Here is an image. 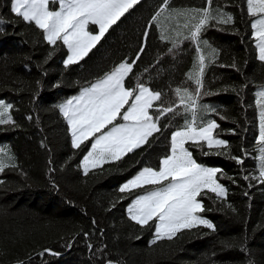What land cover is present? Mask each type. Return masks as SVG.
Wrapping results in <instances>:
<instances>
[{
    "label": "trees",
    "instance_id": "16d2710c",
    "mask_svg": "<svg viewBox=\"0 0 264 264\" xmlns=\"http://www.w3.org/2000/svg\"><path fill=\"white\" fill-rule=\"evenodd\" d=\"M11 4L0 0V100L12 105V122L0 124L6 165L0 172V264H264V105L257 93L264 89V61L246 0H139L87 56L70 65L64 63L68 47L49 44L44 31L17 17ZM205 8L215 19L198 41L187 39L196 23L190 17ZM201 54L197 123L214 120L213 134L226 145L186 146L197 162L220 169L216 178L226 195L205 190L198 197L199 215L211 218L212 228L198 225L156 240L158 220L141 226L128 206L162 185L119 189L143 167L159 170L171 154L172 133L191 119L175 90L195 94L189 74ZM122 62L133 64L126 88L141 83L161 93L150 109L160 130L120 160L85 174L80 164L92 139L73 147L59 101ZM160 107L174 111L160 115Z\"/></svg>",
    "mask_w": 264,
    "mask_h": 264
},
{
    "label": "snow or ice",
    "instance_id": "6c2138e0",
    "mask_svg": "<svg viewBox=\"0 0 264 264\" xmlns=\"http://www.w3.org/2000/svg\"><path fill=\"white\" fill-rule=\"evenodd\" d=\"M208 2L210 4L211 0ZM246 2L249 14L259 17L251 27L255 29L259 58L264 61V0ZM49 3L50 0H12L11 11L23 21L34 22L44 31L49 44L56 45L57 41H62L71 53L64 63L70 65L87 56L108 29L139 3V0H52V3H58V10L55 11L50 10ZM190 19L196 20V23L189 29L190 35L187 39L198 41L203 27L215 17L205 8ZM230 20L231 17H228L223 22L228 23ZM89 25L98 26V31L95 34L90 32ZM132 68V63H120L103 78L84 88L78 96L59 106L71 127L73 147L80 148L86 141L94 138L91 150L83 158L85 174L90 168L98 167L109 160H120L127 153L147 143L148 138L160 130L159 120H154L150 109L153 108V101L161 99V93L153 92L141 83L134 89L126 88L125 79ZM204 70L205 56L201 54L198 55L193 72L189 74V79L194 80L197 85L195 94L187 89L175 90L185 113L191 114V119L186 120L181 129L172 133L171 154L163 158L159 170L146 167L119 189L120 192H125L145 185H162L137 196L128 206V215L141 226L158 220L155 226L156 240L171 239L179 231L198 225L212 228L213 225L199 215L203 211V204L198 197L205 190L220 197L226 195L225 188L216 179L220 169L197 163L185 147L188 142H204L208 148L226 145V141L213 136V130L218 127L214 120L206 124L201 121L199 126L197 123ZM259 95L264 105V91ZM203 107L208 109L207 105ZM11 108V104L0 100V124L12 122L9 114ZM173 111L172 107L158 109L160 115ZM118 118H122L124 123H115ZM106 128L108 130L104 131ZM260 141L264 143V110L261 111ZM260 151V172L261 177H264V147ZM2 152L0 149V153ZM5 167L3 159H0V172Z\"/></svg>",
    "mask_w": 264,
    "mask_h": 264
},
{
    "label": "rangeland",
    "instance_id": "374dc122",
    "mask_svg": "<svg viewBox=\"0 0 264 264\" xmlns=\"http://www.w3.org/2000/svg\"><path fill=\"white\" fill-rule=\"evenodd\" d=\"M49 8H50V10H58V3H52V0H50V3H49ZM257 18H259V17H256L255 19H257ZM95 28H97V29H95ZM88 30L90 31V32H93L94 34L98 31V26H93V25H89V28H88ZM254 35H255V37H256V34H255V29H254ZM256 41H257V37H256ZM258 47V46H257ZM68 51H69V53L67 54V56H66V58H65V61H66V59H67V57H68V55H70L71 53H70V50L68 49ZM258 56H259V48H258ZM95 83V82H94ZM93 84V83H92ZM92 84H90V85H88V86H86V87H83V88H81L78 92H76L75 94H72V95H70V96H68L67 98H65V99H63V100H60L59 101V106L60 105H62V104H64L67 100H69V99H71L72 97H74V96H78L81 92H82V90L84 89V88H87V87H90ZM262 91H264V89H258L257 90V93L259 94L260 92H262ZM2 101H4V100H2ZM5 102V101H4ZM6 103V102H5ZM125 108H127V106H125ZM123 111V110H122ZM9 114H10V110H9ZM150 115H152V113L150 112ZM153 116V115H152ZM154 118V117H153ZM155 120V119H154ZM115 123H124V121H123V119L122 118H118L117 119V121H115ZM111 126H109V128H110ZM70 129H71V127H70ZM108 129L106 128V129H104V131H107ZM214 131V130H213ZM213 136H214V134H213ZM214 138H216V139H221V140H224V139H222V138H220V137H215L214 136ZM92 142H94V138H92ZM185 147L187 148V146H186V144H185ZM91 150V147H90V149H89V151ZM189 150V149H188ZM84 158V157H83ZM197 163H199V162H197ZM199 164H201V163H199ZM81 168H83V159L81 160ZM201 165H203V164H201ZM203 166H205V167H211V168H216V167H214V166H206V165H203ZM144 169V167L143 168H141V169H139L130 179H128L127 181H129V180H131V179H133L140 171H142ZM218 169V168H217ZM217 179V178H216ZM126 181V182H127ZM217 181L225 188V190H226V186L223 184V183H221L218 179H217ZM125 182V183H126ZM125 183H123V184H125ZM123 186V185H122ZM159 187H161V186H159ZM155 190V189H154ZM152 191V190H151ZM144 194H146V192L144 193ZM144 194H139V195H144ZM138 195V196H139ZM136 199V197L133 199V201ZM132 201V202H133ZM202 218H204V219H207L211 224H213V220L211 219V218H209V217H206V216H201Z\"/></svg>",
    "mask_w": 264,
    "mask_h": 264
}]
</instances>
